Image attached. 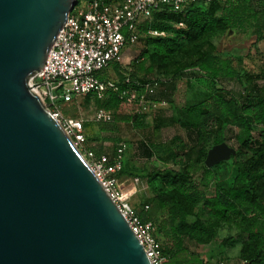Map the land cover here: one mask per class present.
<instances>
[{
    "label": "trees",
    "instance_id": "trees-1",
    "mask_svg": "<svg viewBox=\"0 0 264 264\" xmlns=\"http://www.w3.org/2000/svg\"><path fill=\"white\" fill-rule=\"evenodd\" d=\"M251 21L256 28L264 30V0L216 1L208 6L193 3L179 14L162 5L154 10L151 19L138 25L139 42L145 40L148 47L142 55L144 62L141 66L148 63L149 73L161 71L171 83L168 103L174 114L167 117L164 111L157 110L154 128L176 124L191 138L189 143L180 137L166 142L142 143L149 159L154 158L162 167L148 173V204L139 203L136 211L142 221L155 224L158 240L161 228L158 213H168L169 219H164V222L169 223L178 241L177 250L171 258L163 246L169 258L167 264H184L175 259V255L186 251V243L208 244L226 225L247 236L241 249L242 264H264V74L236 70L229 57L224 59L215 54L216 47L211 41L212 37L229 29L244 30ZM179 23H183L184 27H179ZM153 31L165 33V36H152ZM184 45L195 46V51L186 55ZM105 72L100 74L104 81ZM127 79H130L129 84ZM223 80L236 82L238 90L222 87ZM153 82H158L159 87L162 85L160 79L124 77L119 85L120 92H110L105 102L109 90L103 99L96 98L104 102L99 109L111 111L113 122L115 116H121V111H128L129 114L120 120L135 122L137 127L148 129L150 127L145 124L148 114L137 115V106L128 102L127 90ZM193 83L204 88L208 94L199 103L186 101V93ZM181 96L185 98L182 106L176 102ZM255 127H262V130L255 134ZM237 132L241 134L238 136ZM232 138H237L236 156L208 169L205 159L209 150L215 145L228 144ZM119 144L104 152H111L114 157ZM95 153L102 155L103 151ZM226 164L234 169L228 178L220 179L218 170ZM197 165L204 168L200 179L192 170ZM124 172L123 161L119 173L121 180ZM132 178L142 180L138 176ZM205 181L215 182L214 197H208L200 190ZM147 205L148 210L145 209ZM190 217L195 221L189 222ZM199 264L210 263L200 260Z\"/></svg>",
    "mask_w": 264,
    "mask_h": 264
},
{
    "label": "water",
    "instance_id": "water-1",
    "mask_svg": "<svg viewBox=\"0 0 264 264\" xmlns=\"http://www.w3.org/2000/svg\"><path fill=\"white\" fill-rule=\"evenodd\" d=\"M77 0H0V264H152L71 137L30 85ZM237 153L227 143L211 169Z\"/></svg>",
    "mask_w": 264,
    "mask_h": 264
},
{
    "label": "built area",
    "instance_id": "built-area-1",
    "mask_svg": "<svg viewBox=\"0 0 264 264\" xmlns=\"http://www.w3.org/2000/svg\"><path fill=\"white\" fill-rule=\"evenodd\" d=\"M216 1L237 0H120L110 3L105 0H77L49 51L43 70L30 81L107 189L152 264H167L169 258L156 237L155 224L144 222L137 215L133 197L138 193L139 179H132L131 191L124 192L125 181L119 178V173L123 168L127 144H119L112 160L106 154L97 155L87 146L85 120L64 115L62 104H72L87 96L104 98L115 82L102 80L100 74L118 62L125 49L139 43L138 25L151 19L154 10L165 5L179 14L193 3L208 6ZM177 25L184 27L183 23ZM151 35L165 36V33L153 31ZM126 82L129 84L130 79ZM137 87L127 90V97L128 102L137 106L138 114L150 115L165 105L156 100L158 82ZM113 120V113L105 109H98L94 118L97 123H112ZM145 209L148 210L149 206Z\"/></svg>",
    "mask_w": 264,
    "mask_h": 264
},
{
    "label": "rangeland",
    "instance_id": "rangeland-1",
    "mask_svg": "<svg viewBox=\"0 0 264 264\" xmlns=\"http://www.w3.org/2000/svg\"><path fill=\"white\" fill-rule=\"evenodd\" d=\"M260 31H262L261 34H256ZM260 35L261 38L258 39ZM211 41L216 47L215 54L224 59L229 57L232 60V66L236 70L241 73L264 74V30L256 28L253 21L248 22L244 30L229 29L225 33L212 37ZM147 49L148 47L145 40H141L138 44L125 49L120 60L106 70L103 79L107 82L115 83L114 87L109 89L108 94L104 98V102L108 100L110 92H120L119 85L124 77L130 75L132 79L138 80L160 79L162 85L158 88L156 99L159 102L165 103L160 110L164 111L165 116L169 117L174 114V111L170 108L168 103L171 83L167 82L168 79L163 76L161 71L154 70L149 73L147 70L149 67L148 63L141 66L144 62L142 55ZM183 51L186 55H189L195 51V46L184 45ZM220 85L234 91L238 90L239 87L236 82L231 80H223ZM186 94V101L188 100L190 103H199L205 100L208 95L206 90L196 83L192 84ZM104 102L92 96H90V98L81 97L72 104H62V113L66 116H74L85 120L87 146L93 151L102 150V154H109V157L113 159L112 153L107 152V154L105 150L110 148V150H112L118 143L127 144V150L123 157L125 167L124 177H122V181H125L124 192L128 193L131 191V187L134 185L131 183L132 177H141L142 180H139L137 185L138 193L133 197V203L136 205L139 203L148 204L147 197L150 196L146 184L148 183V173L162 166L156 162L154 158L149 159L144 152L142 143L166 142L176 137H180L184 142L189 143L191 142V138L176 124H168L160 129L154 128L157 112L145 116V124L150 127L148 129H141L140 126L137 127L135 122L120 120L123 116L129 114L128 111H121V116H115V121L113 123H97L94 121V118L97 110L102 107V103ZM176 102L178 105L182 106L185 102V98L181 96L176 99ZM102 129L104 131H102ZM261 130L262 127H255L253 133L258 134ZM240 134V132H237L238 136ZM236 143L237 138H232V140L228 142V144L235 149L237 148ZM233 169L232 165L226 164L221 166L218 170L220 179L228 178ZM192 170L197 179L203 176L204 168L202 166H194ZM200 190L206 196L214 197L216 192L215 182L212 181L207 183V181H205L204 184L200 186ZM168 217L169 215L165 211H160L158 213V221L161 227L159 238L171 258L177 250L176 243L178 238L172 233L167 220H165L167 223L164 222V219ZM188 221L194 222L195 218L190 217ZM246 240L247 236L240 233L234 227L226 225L223 226L221 230L217 231L214 239L208 244L196 245L191 242L186 243V251L178 252L175 255V259L182 261L184 264H199L200 260L210 264H242L241 249L243 242ZM173 259L174 258L170 260Z\"/></svg>",
    "mask_w": 264,
    "mask_h": 264
},
{
    "label": "crops",
    "instance_id": "crops-1",
    "mask_svg": "<svg viewBox=\"0 0 264 264\" xmlns=\"http://www.w3.org/2000/svg\"><path fill=\"white\" fill-rule=\"evenodd\" d=\"M124 54V53H123ZM124 60H125V57H124Z\"/></svg>",
    "mask_w": 264,
    "mask_h": 264
}]
</instances>
